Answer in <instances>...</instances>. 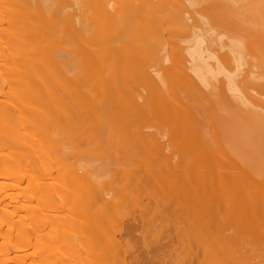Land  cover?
Masks as SVG:
<instances>
[{"label": "bare ground", "instance_id": "1", "mask_svg": "<svg viewBox=\"0 0 264 264\" xmlns=\"http://www.w3.org/2000/svg\"><path fill=\"white\" fill-rule=\"evenodd\" d=\"M263 42L264 0H0V264H264Z\"/></svg>", "mask_w": 264, "mask_h": 264}, {"label": "rangeland", "instance_id": "2", "mask_svg": "<svg viewBox=\"0 0 264 264\" xmlns=\"http://www.w3.org/2000/svg\"><path fill=\"white\" fill-rule=\"evenodd\" d=\"M259 19H260V18H259ZM259 19H258V20H259ZM188 21L190 22V20H188ZM261 21H262V20H261ZM261 21H260L259 23H262ZM259 26H260V25H259ZM246 34H247L246 31H243L242 35H245V36H246ZM246 40H247V39H246ZM263 43H264V42H263ZM260 45H262V42H261ZM260 45H259V46H260ZM263 45H264V44H263ZM215 46H217V48H218V45H215ZM259 46L257 45V48H258ZM262 47H263V46H262ZM262 47L260 46L259 48L261 49ZM246 48H247V47H246ZM259 48H258L257 50H256V47L254 48V51L256 50V51H255V53H256V54H255V58H256V55H257V54H258V55H257V56H258L257 58H259V54H261V53L264 52V49H263V48H262V50H260V51H259ZM247 49H248V48H247ZM248 53H250V52H249V51H248V52L245 51V55L247 54V55H246L247 57L245 56V58H244V59H245V62L242 64L241 69H240V70H242V71H244V72H245V70L247 71V68L250 66L249 61H250V60H253V58H254L253 56L249 57V56H248V55H249ZM263 55H264V53H263L261 56L263 57ZM261 56H260V58H261ZM251 58H252V59H251ZM257 58H256V61H257ZM260 58H259V59H260ZM248 59H249V61H248ZM261 59H262V58H261ZM261 59H260L259 63L261 62ZM263 59H264V58H263ZM254 62H255V61H254ZM263 62H264V61H262V64L264 65ZM259 63H258V62L255 63V64H258L256 67L254 66L255 64H254L253 66H250V68H252V69H251L252 74H251V72H249L248 75L246 74V73L249 71V68H248V71H247L246 73H244V72H243V73L246 74L248 77L250 76L249 78L246 77V79H250V78L252 77V79H254V80H258V77H259L260 82H258V81H256V82L262 84L261 80H262V81L264 80V70H263L264 67H263V65H262V67H261V65H260ZM247 65H248V66H247ZM246 66H247V67H246ZM245 67H246V69H245ZM258 67H259L260 69H259ZM255 68H256V69H255ZM261 68H262V69H261ZM243 69H244V70H243ZM240 70H239V72H240ZM259 70H260V73H259ZM262 70H263V71H262ZM261 71L263 72V75H262ZM240 73H242V72H240ZM243 73H242V75L245 76ZM253 73H255V74L258 75V76H256V75L253 76V75H254ZM242 75H239V76H242ZM260 75H261V76H260ZM262 76H263V77H262ZM242 80H244V78H243ZM254 80H253V81H254ZM249 81H250V80H249ZM242 82H243V81H241V83H242ZM247 82H248V81L243 82L242 84L245 83V84L250 85L249 87L253 88V89L250 88L253 92H252L251 90H249V88H248L247 86H245V87L247 88V90H249V92L246 91V89L242 91V88H244V87H243V85L240 83V84L242 85V88H241L242 93H240V94H241V97L243 96V94H244L245 92H246V93L248 92V94L251 93V95H252V93H253V95H252L251 98L254 99L255 102H257V99H258V98H257V99L254 98V97L256 96V94H257V95L260 94V97H262V100H263V99H264V96H263V95H264V92H263L264 90H262V87H263L264 85H263L262 87H260V86H258V85L255 86V85H252V84H250L249 82H248V83H247ZM263 84H264V82H263ZM254 89H255V90H254ZM263 89H264V87H263ZM258 90H259L261 93H260ZM244 91H245V92H244ZM262 92H263V93H262ZM246 93H245V94H246ZM254 94H255V95H254ZM261 94H262V95H261ZM244 97L247 98V94H246V96H243V98H244ZM249 97H250V94H249L248 98H249ZM257 97H259V96H257ZM260 97H259V100H258L259 102H260ZM263 101H264V100H263ZM250 102H251V100H250ZM257 103H258V102H257ZM258 104H259V103H258ZM258 104H255V105L258 106ZM263 104H264V102L260 105V107L258 106V108H260V109L262 108V109H263V108H264V105H263ZM263 110H264V109H263ZM79 145H81V144H79ZM79 145L76 146V147L78 148ZM67 146H68V145H67ZM170 146H173V144L170 145ZM80 147H82V145H81ZM80 147H79L78 150H80ZM77 148H75L74 150H77ZM84 148H85V147H83V149L80 150V153H82V152H88V151H89V149H84ZM172 148H176V147H172ZM78 150H77V151H78ZM83 150H85V151H83ZM91 151H92L91 153H93V154H98V153H99V151H97V153H96V152L94 153L93 150H91ZM89 152H90V151H89ZM100 152H101V151H100ZM104 152H105V151H104ZM75 153H76V155H74V156L76 157V159H75V157L73 156L74 158L71 157V160H72V159H75V160H77V161H79V162H82V161H83V159H81L82 157H79V156L77 155V154H78L77 152H75ZM128 153H129V152H128ZM82 154H83V153H82ZM89 154H90V153H89ZM109 154H111V153H109ZM109 154L106 153V155H109ZM79 155H81V154H79ZM84 155H85L86 158H89V157H87V156H88V153H87V154H83V155H81V156H83V158H85ZM86 155H87V156H86ZM100 155H102V153H101V154H98L97 156L95 155V156H96V158L98 159V157H99ZM104 155H105V153H103V156H104ZM111 155H112V154H111ZM127 155H128V154H127ZM90 157H92V156L90 155ZM105 157H106V156H105ZM105 157H104L103 159H106ZM108 157H110V158H109L110 160L108 159ZM108 157H107V159H108L109 161L106 159L107 162H110V164H112L111 162L114 161V159L112 158L113 155H112V157H111L110 155H109ZM128 157H130V154H129ZM94 158H95V157H94ZM103 159H101L102 162H100V166L103 165L102 167L105 169L103 172H104L105 174H107L106 171H108V169H110V168H109L110 165L107 166L106 163H105L106 161L103 160ZM112 159H113V160H112ZM99 160H100V159H99ZM88 161H89V160H88ZM90 161H91L90 163H92V161H96V160L93 159V160H90ZM97 161H98V160H97ZM103 161H104V163H103ZM114 162H115V161H114ZM114 162H113V163H114ZM82 163H84V161H83ZM101 163H102V165H101ZM93 164L95 165V162H94ZM97 164H98V162H97ZM189 164H190V163H189ZM189 164H188V160H187V161H186V165H187V166L185 167V168H186L185 170H189V167H188ZM112 165H113V164H112ZM114 166H115V165H114ZM102 167H101V168H102ZM107 167H108V168H107ZM187 167H188V168H187ZM101 168H100V169H101ZM103 168H102V169H103ZM111 168H112V167H111ZM106 169H107V170H106ZM111 170H112V169H110V170L108 171V173L111 172ZM112 171H114V167H113V170H112ZM100 172H102V171L100 170ZM186 172H187V171H186ZM225 186H226V185H225ZM135 212L137 213L138 210H137V211L135 210ZM137 222H140V219H139V221H138V220L135 221V223H137ZM139 232H140V231H136V232H135V240H138V239H139V235H140ZM148 237H150V236H148ZM162 241H163V240H162ZM139 243H140V242H139ZM167 245H168V243H167ZM140 246H141V244H140ZM140 246H139V244H138L137 251H140V250H141ZM166 247H167V246H164V248H166ZM166 257L168 258V255H166ZM167 258H165L166 261H167ZM157 261H158V260L155 259V262H157ZM143 264H146V263H143ZM158 264H159V263H158Z\"/></svg>", "mask_w": 264, "mask_h": 264}]
</instances>
